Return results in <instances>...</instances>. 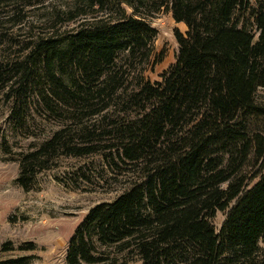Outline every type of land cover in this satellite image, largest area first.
Wrapping results in <instances>:
<instances>
[{
  "label": "trees",
  "instance_id": "1",
  "mask_svg": "<svg viewBox=\"0 0 264 264\" xmlns=\"http://www.w3.org/2000/svg\"><path fill=\"white\" fill-rule=\"evenodd\" d=\"M81 1L111 17L78 12L68 20L86 19L77 28L38 36L22 60L0 58L8 96L32 84L29 72H36L48 86L36 94L47 111L69 114L40 148L20 154L16 182L25 192L62 156L103 151L109 167L140 173L114 201L88 211L65 264H112V248L141 264H264V104L257 101L264 89V0H149L151 14L165 8L187 26L174 33L175 65L155 84L143 71L158 35L143 14L135 8L128 15L127 0ZM111 107L122 109L124 120L98 135L91 121ZM220 212L226 217L218 232L213 220ZM16 249L37 246L3 243V252Z\"/></svg>",
  "mask_w": 264,
  "mask_h": 264
},
{
  "label": "rangeland",
  "instance_id": "2",
  "mask_svg": "<svg viewBox=\"0 0 264 264\" xmlns=\"http://www.w3.org/2000/svg\"><path fill=\"white\" fill-rule=\"evenodd\" d=\"M150 3L149 0L142 3L127 0L122 7L128 15L135 14L136 8L157 30L153 58L143 71L145 81L155 84L175 65L179 49L174 33L179 30L185 34L187 26L177 23L171 10L163 8L151 14ZM82 11H88L90 20L96 16L111 17V12L93 14L94 11L85 7L81 0H0V58L6 61L24 59L27 43L38 36L67 33L77 28L86 19L68 20ZM36 68L38 74L41 73L42 67L36 65ZM29 74L28 81L33 83H25L20 91L13 92L14 95L8 96V89L0 86V261L32 255L35 258L30 264H65L69 241L88 211L102 202L114 201L131 187L140 173L124 172L125 166L121 164V167L113 164L109 167L103 151L83 158L62 156L53 170L42 173L36 186L25 192L16 182L21 172L20 154L40 148L69 117L60 110L47 111L36 96L46 86L36 72ZM257 101L264 104V89L259 90ZM121 110L111 107L91 121L98 135L103 126L124 120ZM81 117L78 115L76 120ZM5 148L10 150L8 154ZM56 176L63 178L70 188L56 181ZM225 217L226 213L220 212L213 220L218 232ZM5 242H11L16 248L34 243L37 249L3 252ZM261 247L264 249V241ZM115 251L109 249L115 258L112 264H141L138 257L129 259L126 253L116 254Z\"/></svg>",
  "mask_w": 264,
  "mask_h": 264
}]
</instances>
